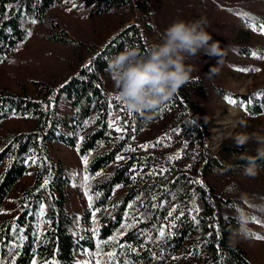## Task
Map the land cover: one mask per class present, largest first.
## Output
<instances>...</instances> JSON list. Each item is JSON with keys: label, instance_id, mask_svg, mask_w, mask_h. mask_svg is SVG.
Segmentation results:
<instances>
[{"label": "trees", "instance_id": "obj_1", "mask_svg": "<svg viewBox=\"0 0 264 264\" xmlns=\"http://www.w3.org/2000/svg\"><path fill=\"white\" fill-rule=\"evenodd\" d=\"M60 1L0 0V62L29 36L32 19L37 20V25L46 23L50 40L73 46L76 54L70 72L54 80L33 79L31 91L27 86L17 91L0 88V122L13 118L29 121L28 127L7 130L0 139L3 150L0 151V256L11 260L12 256L4 254L12 249L15 264H31L33 259L83 264L92 259L85 252L96 251L97 239L103 241L119 235V243L136 249L129 252L127 247H117V253L123 252L118 256L121 264L125 259L132 264H253L241 243L233 241V233L240 227L241 211L257 220L264 217V190L253 189L236 179L248 164V158L256 156V150H250L247 145L236 147L234 142L224 143L220 153L234 159L222 162L206 144L211 128L199 112L198 99L207 89L212 88L220 95H225L227 90L195 74L150 122L146 123L139 114L129 116L109 90L107 60L126 45L146 51L157 42L150 40L154 23L143 16L150 13L153 0L142 2L143 15H137L136 20L131 21L127 15L102 41L91 43L74 38L52 16ZM79 3L87 7L89 14L121 12L123 15L135 2L79 0ZM240 14L250 27L255 23L259 29V24L264 23L259 13L246 10ZM237 51L250 53L247 46ZM86 65H91L92 70L86 71ZM257 93L264 94V85L256 92L240 96L251 115L264 114V95ZM117 118L121 127L127 123L134 130L113 131L109 136L107 122ZM84 121L86 126H82ZM121 135L124 141L117 139ZM166 135L171 139H165L159 147L147 150L138 147L155 144ZM80 137H84L83 142ZM56 144L75 150L79 157L91 153L87 172L94 177L89 181L93 208H89L84 193L85 166L74 169L55 154ZM129 146L137 150L126 151ZM178 153L181 158L176 160ZM117 155L125 158L118 161ZM33 156L34 164L30 159ZM257 164L264 167V159H258ZM163 169L169 171L161 174ZM154 170L156 174L149 175ZM44 180L48 184L41 187ZM192 181H201L203 188ZM194 191L198 193L195 204L200 209L199 226L190 218H181L169 238L168 225L172 221L165 219L167 212L172 206H181L187 215ZM97 192L99 198H95ZM74 193L83 198L79 207ZM11 198L12 204L7 205ZM164 201L167 203L159 207ZM41 204L45 206L43 216L39 214ZM95 208L100 210L94 222ZM125 223L133 226L122 228ZM249 223L250 233H255ZM13 226L22 231L14 232ZM97 226L98 237L92 232ZM161 226L166 236L158 239ZM21 235L25 239L20 240ZM113 247L103 246L105 252ZM197 249L199 255L194 254Z\"/></svg>", "mask_w": 264, "mask_h": 264}, {"label": "rangeland", "instance_id": "obj_2", "mask_svg": "<svg viewBox=\"0 0 264 264\" xmlns=\"http://www.w3.org/2000/svg\"><path fill=\"white\" fill-rule=\"evenodd\" d=\"M143 1L134 0L133 7L122 15L121 12L89 14L87 7L79 3V0H61L52 10V16L69 29L74 38L88 43L98 42L122 24V18L127 15L131 21L136 20L137 15L141 14ZM245 9L261 14L264 19V0H153L148 17L141 14L154 23L155 29L150 35L152 42L156 39L159 42L164 30L176 19L193 20L203 17L213 40L220 43L224 53L220 61L219 57L201 53L196 61L199 70L192 75L200 74L208 82H214L227 90L225 95H220L209 88L198 99L201 117L209 121L211 128L206 144L224 163L231 162L234 157H225L220 153V148L224 143H232L231 137L234 134L247 132L264 135V114H249L246 102L240 97L241 94L256 92L264 85V34L258 28L253 31L245 23L240 14ZM30 27L31 35L0 62V88L8 87L17 91L22 86H27L31 91L34 88L33 79L54 80L71 71L76 59L73 46L50 40V29L46 23H31ZM242 46H247L250 53L238 52L237 49ZM252 52H256L257 56H252ZM245 68L260 70H239ZM108 84L110 92H113L111 78L108 79ZM226 97L234 98L238 103L230 104ZM28 125L29 121L15 118L0 122V139L7 130L26 128ZM247 146L250 150L258 147L254 141ZM53 148L55 154L74 169L83 166L75 150L60 144ZM259 168V174L255 178L246 177L241 172L236 179L253 189L264 190V167ZM73 197L79 207L83 201L82 196L74 193ZM10 204L12 198L7 202V205ZM259 221L260 223L250 221L249 224L256 230V234L264 237V217ZM236 240L246 249L253 264H264V239H256L250 235L248 239Z\"/></svg>", "mask_w": 264, "mask_h": 264}, {"label": "clouds", "instance_id": "obj_3", "mask_svg": "<svg viewBox=\"0 0 264 264\" xmlns=\"http://www.w3.org/2000/svg\"><path fill=\"white\" fill-rule=\"evenodd\" d=\"M201 53L219 57V61L224 54L220 43L208 31L206 19H176L164 30L161 40L150 44L146 51L126 45L107 60L113 94L129 113L139 114L146 123L150 122L192 80L193 72L199 70L196 61ZM231 139L236 147L253 141L257 144L256 156L249 157L243 169V175L255 178L260 171L257 160L264 159V135L240 132ZM238 222L240 227L233 233V241L248 239V213H238Z\"/></svg>", "mask_w": 264, "mask_h": 264}, {"label": "snow or ice", "instance_id": "obj_4", "mask_svg": "<svg viewBox=\"0 0 264 264\" xmlns=\"http://www.w3.org/2000/svg\"><path fill=\"white\" fill-rule=\"evenodd\" d=\"M8 7L11 8V6H8ZM73 7H75V5H73ZM69 11H71V9H69ZM244 15L247 17L248 14H244ZM31 23L32 24H36L37 20L36 19H32ZM251 28H252L253 31H256L257 30V25L255 23H253L251 25ZM259 31L262 34H264V23H260L259 24ZM27 35L30 36L31 32H28ZM251 55L255 57V56H257V53L256 52H252ZM85 70L86 71H91L92 70V66L91 65H86L85 66ZM239 70L240 71H259L260 69H258V68H255V69H247V68H245V69H239ZM256 95H264V94L257 93ZM49 99L53 100L54 98L50 97ZM115 99L117 101H119L118 97H115ZM226 99L228 100V102L230 104H237L238 103V101L236 99H234V98L226 97ZM240 106L244 107V104H241ZM45 107L47 108V107H49V105H46ZM77 111H79V109H77ZM128 115L131 116V113L128 112ZM97 118L99 119V115H98ZM86 125H87V121H84V124L82 126H86ZM107 127L110 130L109 131V136H111V133L113 131L115 133H128V132L134 130L132 128V126L130 124H127V123L123 127H121L120 124H119V119L118 118L116 120H108ZM117 139L124 141L125 137H124V135H121V136H118ZM165 139H171V136L166 135L165 137L159 138L155 142V144H143V145H139L138 147L142 148L144 150H147L149 147H159L163 143V141ZM83 140H84V137H80V141L83 142ZM126 142L127 141H125V143ZM100 146H103L102 143H101ZM165 146H167V145H165ZM186 147H187V145H186ZM136 150H137V148L136 147H132V146H129L126 149V151H131V152H135ZM0 151H3V150L0 149ZM77 151L79 153L80 149L78 148ZM90 155H91V153L88 152V153H86L84 155H81L80 159H81L82 164L85 166V174L83 176L84 193H85V196L88 199L89 208H93L94 197H93V195L90 192L89 181L91 179H93L94 177L89 176L88 172H87V166L89 164V156ZM124 158L125 157L122 156V155H117L116 156V160H118V161L122 160ZM180 158H181V155L178 153L176 155L175 159L179 160ZM30 159H31V162L33 164L36 163V157L35 156L31 157ZM168 159L172 160L173 157H169ZM133 171H135V169H133ZM167 171H169V170L168 169H163V170H161V174H163V172H167ZM99 174L100 173H96V175H99ZM155 174H156L155 170L153 172L149 173V175H155ZM192 183L198 184V185H200L201 188H203V183L201 181H192ZM47 184H48V181L44 180L43 185H41V187H45ZM197 195H198V193L195 192V191L191 194V199L193 200V203H192V206L190 208H188L187 215H185L184 208L181 207V206H172L171 209L167 212V217L165 219L171 218V221H172L168 225L167 236L169 238H171V236L174 234L172 232V229L176 227V221L181 220V218H185V219L190 218L192 223L197 225V227L199 226V223H200V219H199L200 209L195 204V198L197 197ZM99 196H100L99 192L95 193V198H99ZM164 203H167V201L162 202L159 205V207H163ZM129 207H131V205H129ZM153 207H157V205H153ZM178 208H179V213L176 214L177 211H178ZM44 209H45V206L43 204H41L40 205V213H39L41 216L44 215ZM99 210L100 209L95 208L92 211V217H93L94 222H95L96 212H98ZM237 210H239V209H237ZM132 219L134 221L136 220L135 217H132ZM250 219H251L252 222L260 223V221L257 220V218L255 216L251 217ZM97 224H98V222H97ZM132 226H133L132 224H128V223H125V224L121 225V227L125 228V229L130 228ZM13 231L14 232L22 231V229H17L15 226H13ZM92 232H93V236H97L98 237L99 227L97 226V227L93 228ZM249 234L254 236L256 239H264V237H262V236H260V235H258L256 233H249ZM165 236H166L165 228H164V226H161L158 229V239H163ZM19 238H20V240L25 239V237L22 236V235ZM148 239L149 240L152 239L150 234L148 235ZM118 241H119V235L112 236L108 240H103V241L97 239L96 251L95 252H87V251L85 252V255L91 257L92 259L84 261L83 264H93V261H94V264H121V262L118 260V256L119 255H123V252L117 253L116 248L118 247L120 249H124L125 247H127L129 252H135L136 249L132 245H127L126 246L125 244H121ZM107 244H112L114 247L112 248V250L105 252L103 246L107 245ZM13 247H16V245H14ZM141 247H143V245H141ZM194 254L199 255V249H197ZM4 255L5 256H12V259L11 260H6L3 256H0V264H15V257L12 255V249H10ZM155 255L156 254L153 253L154 257H155ZM173 258H175V257H173ZM31 264H57V261L55 259H52V260H45V261L41 262V261H38L36 259H33ZM122 264H132V262L130 260H128V259H125V260H123Z\"/></svg>", "mask_w": 264, "mask_h": 264}]
</instances>
